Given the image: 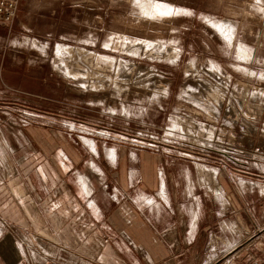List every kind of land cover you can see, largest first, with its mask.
I'll list each match as a JSON object with an SVG mask.
<instances>
[{
  "label": "rangeland",
  "instance_id": "obj_1",
  "mask_svg": "<svg viewBox=\"0 0 264 264\" xmlns=\"http://www.w3.org/2000/svg\"><path fill=\"white\" fill-rule=\"evenodd\" d=\"M17 2L15 18L0 20L3 162L58 168L63 148L70 186L78 171L94 174L93 158L104 170L96 181L138 171L141 160L156 176L163 149L180 180L202 179L206 167L237 178L238 158L252 172L264 168V0ZM60 45L71 52L59 54ZM120 60L130 65L120 71ZM202 91L213 98L203 101ZM254 239L246 259L264 264V232L245 234L241 247Z\"/></svg>",
  "mask_w": 264,
  "mask_h": 264
},
{
  "label": "crops",
  "instance_id": "obj_2",
  "mask_svg": "<svg viewBox=\"0 0 264 264\" xmlns=\"http://www.w3.org/2000/svg\"><path fill=\"white\" fill-rule=\"evenodd\" d=\"M168 151L154 160L156 176L141 160L138 171L96 181L104 170L93 158L94 174L78 171L72 186L63 148L58 168L0 159V264H262L253 253L246 259L256 239L247 247L241 241L264 232V168L252 172L238 158L237 178L206 167L202 179L180 180ZM108 154L117 165L119 150Z\"/></svg>",
  "mask_w": 264,
  "mask_h": 264
},
{
  "label": "bare ground",
  "instance_id": "obj_3",
  "mask_svg": "<svg viewBox=\"0 0 264 264\" xmlns=\"http://www.w3.org/2000/svg\"><path fill=\"white\" fill-rule=\"evenodd\" d=\"M154 10L155 11H158V12H160V11H162V8H159V7H154ZM136 44V43H135ZM124 47H125V49H127V50H131V51H133V52H136V53H140V50H141V47H139V46H135L134 45V43L132 44L131 42H125L124 44ZM71 50V48H69V47H66V46H59L58 47V53L59 54H64L65 55V53L64 52H71L70 51ZM153 52V51H152ZM157 53V52H156ZM67 55V54H66ZM156 55V54H155ZM154 55V56H155ZM61 56V55H60ZM159 56V55H158ZM108 59H110V58H108ZM107 59V60H108ZM64 64V63H63ZM130 65V62H128V61H126V60H120L119 62H118V66H119V70L121 71L123 68H126L127 66H129ZM139 70V69H138ZM70 74L72 75L73 74V76H75V77H77V76H80L79 75V73L77 74L76 72H71L70 71ZM84 75V74H83ZM82 86L83 87H87V84H82ZM203 92V91H202ZM201 92V95L199 96V95H197V92L195 93L196 95H197V98H198V96L199 97H201V99L204 101H206V100H208V99H212L213 98V96H212V94H205L204 92L202 93ZM207 92V91H206ZM196 95H194V97H196ZM199 99V98H198ZM219 103L218 104H222L220 101H218Z\"/></svg>",
  "mask_w": 264,
  "mask_h": 264
},
{
  "label": "built area",
  "instance_id": "obj_4",
  "mask_svg": "<svg viewBox=\"0 0 264 264\" xmlns=\"http://www.w3.org/2000/svg\"><path fill=\"white\" fill-rule=\"evenodd\" d=\"M18 9L17 0H0V20L11 22Z\"/></svg>",
  "mask_w": 264,
  "mask_h": 264
},
{
  "label": "snow or ice",
  "instance_id": "obj_5",
  "mask_svg": "<svg viewBox=\"0 0 264 264\" xmlns=\"http://www.w3.org/2000/svg\"><path fill=\"white\" fill-rule=\"evenodd\" d=\"M149 203H151V201H149Z\"/></svg>",
  "mask_w": 264,
  "mask_h": 264
}]
</instances>
